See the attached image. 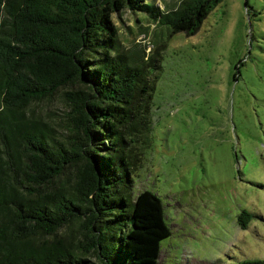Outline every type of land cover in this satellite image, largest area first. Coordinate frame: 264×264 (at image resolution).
I'll return each instance as SVG.
<instances>
[{
  "label": "trees",
  "instance_id": "obj_1",
  "mask_svg": "<svg viewBox=\"0 0 264 264\" xmlns=\"http://www.w3.org/2000/svg\"><path fill=\"white\" fill-rule=\"evenodd\" d=\"M219 1L0 0V264H158L162 199L132 190L154 70L172 33L196 31ZM124 8L157 26L148 59L119 41ZM58 91L55 131L37 105ZM249 219L242 208L238 223Z\"/></svg>",
  "mask_w": 264,
  "mask_h": 264
},
{
  "label": "rangeland",
  "instance_id": "obj_2",
  "mask_svg": "<svg viewBox=\"0 0 264 264\" xmlns=\"http://www.w3.org/2000/svg\"><path fill=\"white\" fill-rule=\"evenodd\" d=\"M151 1L166 8L179 0ZM113 16L122 46L148 59L154 22L128 8ZM159 62L132 185L162 199L171 232L158 264L264 258V0L219 1L196 31L172 33ZM67 108L60 91L37 105L55 131Z\"/></svg>",
  "mask_w": 264,
  "mask_h": 264
}]
</instances>
